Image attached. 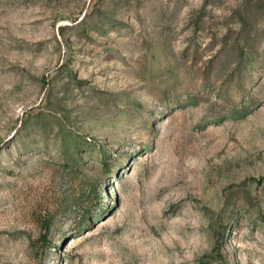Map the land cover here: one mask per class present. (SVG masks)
<instances>
[{"label": "rangeland", "instance_id": "374dc122", "mask_svg": "<svg viewBox=\"0 0 264 264\" xmlns=\"http://www.w3.org/2000/svg\"><path fill=\"white\" fill-rule=\"evenodd\" d=\"M0 264H264V0H0Z\"/></svg>", "mask_w": 264, "mask_h": 264}]
</instances>
